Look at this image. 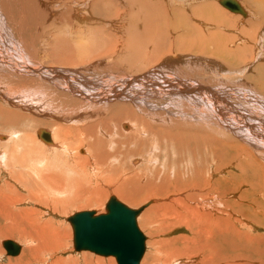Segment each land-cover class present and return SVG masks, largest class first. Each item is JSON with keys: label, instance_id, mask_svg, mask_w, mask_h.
Masks as SVG:
<instances>
[{"label": "bare ground", "instance_id": "obj_1", "mask_svg": "<svg viewBox=\"0 0 264 264\" xmlns=\"http://www.w3.org/2000/svg\"><path fill=\"white\" fill-rule=\"evenodd\" d=\"M117 1L118 0H64L62 2L63 8L60 9L62 11H60L59 16L56 19L53 18L54 20L53 22H56L59 20L65 21L73 26L72 16H74L73 20L75 22L79 21L77 20L75 13H77V11L79 12L82 6L85 8V9L82 8L83 10L86 11V10L91 9L90 11L92 12L93 10L97 16H98L97 8L99 7V10H101L100 12L104 15L107 14L109 16L107 18H110L116 12L110 13L109 9H113L114 11L118 12L119 5L123 2L122 4H125L126 7L129 6L130 7L129 9H133L135 11V9L142 4L143 0H123V1L119 0V2ZM29 2H31L33 5H36L35 3H37L36 6L38 5L44 6L46 9L48 7L46 4H43L40 1L38 2V0H28L27 3ZM236 2L240 5L241 8L243 7L242 4H240L237 0ZM188 3H189V0H186V4H184L183 6H180L181 3L179 2V0H164L163 2L154 3V4H155V11L158 10L156 14L159 13L164 16L169 15L175 18V26L174 27L169 26V28H172L173 30H177V29L179 30V28L181 27L180 24L183 21L186 23V27L189 26L190 21L186 22L185 20L186 18H188V14L186 13V11L184 12L182 10L183 8L186 7ZM252 3L253 4L258 3L257 5L258 7L264 6V0H252ZM121 6L123 7V5ZM147 7H145L144 10L147 11L148 10L146 9ZM174 7L175 8L180 7V9L178 8V10H176ZM39 8L41 9L42 7H39ZM124 9L125 7H123V10ZM224 9H226L230 13L240 15L241 18L243 17V19L248 18L247 12L244 10V8H242V10L245 13V15L232 12L227 8H224ZM82 11L80 12L85 13L84 11L83 12ZM63 12H66V14H63ZM121 12L123 13V17L126 16L125 12L123 11ZM190 13H191V16L199 17L202 20L205 18H208L207 20L217 23V24H221L222 22H225L220 16H218V13L214 15L213 14L209 15V11H207L206 8L205 9L196 8V10L191 9ZM260 17L261 16H259V18ZM95 18L96 17H94V19ZM236 18L242 21L240 17L237 16ZM22 20H23L22 17L18 18V21L21 22ZM3 23L4 22L1 18L0 20V57H3L2 55L10 54L11 52H17L18 55L21 54L20 52L27 49L23 45V41L19 39V44L16 43L18 41L16 42L13 41L14 39L12 40V38L14 37L12 36L11 38L10 36L11 34H9L8 30L4 27ZM162 24H165V22L163 21ZM57 26H58V23H57ZM158 26L160 27V25ZM80 27L82 28V26ZM86 27H83V29H85ZM146 27H148V25H146ZM149 27L152 29V31L153 29H160V28H157L156 25L149 26ZM195 27L196 26L193 25L192 29H195ZM76 28L77 30H75L74 32L79 34L80 35L79 37H81L80 33H82L83 31L79 29L78 27ZM199 29L200 28L196 29V31H198ZM19 30L18 29L17 31L14 30V32H20ZM69 30L71 32V29ZM86 31H88L87 33H85L86 37H90L89 32L91 34L94 33L92 32V30H86ZM154 31H155V34H151L150 36L151 38L156 37V39L154 40L157 41L155 47L153 48V57L158 52H160L161 49H163V47L165 46L164 43L162 44L159 41V36L162 35L163 37L165 30L159 31L158 34L156 33V30ZM57 33L59 35V32ZM194 33L191 32L190 29H188L186 35L191 36ZM166 35L164 37H166ZM70 37L72 38V36ZM76 37L78 36L76 35ZM131 37L133 39V43L136 44V37L133 36L132 34H131ZM217 38L218 37H213V40L211 41L213 43H216ZM261 38H264V36H262ZM192 39L190 40L192 41ZM182 41L185 42L184 44L185 51H190L192 50V47H193L194 49L200 48L201 51L205 52V47L202 45V43L195 42L194 39H193L194 43L192 44V47H188V46L186 47V43L188 44L189 41L188 42L184 40ZM198 41L200 40L198 39ZM219 42L220 40L218 41V43ZM54 49H52L51 51H53ZM68 49H69V52H68ZM68 49H67L68 53H66V55L68 56L71 55L70 56L71 58L69 59L68 56L67 58L63 57L68 60L66 62L63 60L65 62L63 63L64 65L72 66L73 64H75L74 60L81 62L83 60H88L90 57L93 58L94 56V55H91L93 54L91 53V51L93 50L89 51V46L84 45L82 44V42H79V41H77V44L75 45H72V44L68 45ZM155 49L157 51H155ZM171 49L170 51H172ZM177 49H181L180 46ZM183 50L184 49H182V51ZM226 50H227L226 48L224 49V47L221 48L220 46H218L217 55L219 54L223 55L224 51L226 52ZM173 51H174V48H173ZM262 55H264L263 52H262ZM258 56H261L260 50L258 52ZM148 58H150L149 54H148ZM53 59H54L52 60L54 61L52 63L53 65L56 62H57V65L62 63L61 62L62 60H59L61 59L59 55L53 56ZM203 59H206V58H203ZM70 60L72 61V63L70 62ZM153 60L149 59V62ZM259 61L260 60H258V62ZM6 62L9 64L10 69L15 70L20 73L27 74V75L30 73L33 77H36V80L32 77L29 79L28 82L30 84L35 85L36 83H38V81H40V83L41 81H44V82L46 81L45 83L46 84L49 83L50 85H52L54 87L53 90L55 91L57 90L59 94L64 95L65 94L64 92L67 91V93L68 92L70 93L72 99H75L74 97H77L79 100L81 99L82 101L87 102V106H86L87 109L85 111L80 110V113H78V116H76V114L70 113L71 114L70 117H64L66 119L73 118L76 120V118H79L80 121L82 119L89 120L90 118H94L98 112L102 110H106V107L105 105L103 106V104L108 105L107 109L111 107V112L109 111L111 115L107 114L108 111H106V114L108 115V116L106 115L107 116L106 118L101 115L104 119L100 116L99 120L95 121L96 123L86 125V127L84 128V131L79 130L81 128L79 129L77 128V130H72V128H65L60 125L58 126L55 124H50V127L52 128V138H51L50 133L48 132L50 135V139H51V143L49 144L44 142L37 136V133L39 130H37L36 132L37 138L33 137V134H26V132H24L21 135L17 134L18 136L16 135L14 139L10 138L9 140H7V142H4L5 144L0 143V151L4 149L1 152L3 157L0 156V165H2L3 170L8 174L9 179H11L13 182L16 183L15 188L16 187L19 188L24 185L20 183L19 181L18 175H21V173L13 170L15 167L13 166V163L16 162L15 160H17V163L19 164L20 167H23L22 165L24 164L23 163L24 159L22 157L24 155L21 156L20 158L19 156H17L18 155L17 153L19 152V150L24 149L26 151V152L24 151L26 155L37 157L35 158V161H36L35 163H37L36 165H38V167L34 165L35 167L32 170H33V173L35 174L31 176V178L35 180L36 179L39 180L40 184H42L44 187L45 186L47 187L48 190H45L46 194L45 193L44 194L46 198L48 199V201H50L53 204L54 208L52 209L58 208L60 204H63V208H62L63 211H66L67 209H69V207L73 208L75 211L76 207L72 205V202H74V200H76L78 196L81 197L80 193L79 192L76 193L71 199H67L64 196L62 197V195L68 193L67 192L68 189L66 190V187L63 186L62 184H59L57 186L55 185L56 180H58L57 179L58 177L56 175L62 176L66 174L65 173L66 171L67 172L70 171L72 173L74 172L78 173L76 174V177L78 178L80 177V174H79L80 172V173H83V177L87 181L89 179L94 178V174H95V177L98 176V174H96L97 168L102 169L104 168V166H106L111 169V168H114L113 166L115 167L120 166V165L126 166L129 164L130 161L133 162L132 161V159L134 158L133 156H136L134 154L135 151H134L132 142L139 141L142 143L141 155L143 154L145 160L142 162L141 167L137 169L135 173H130L132 177L129 179L127 178L128 179L127 181H133L132 184H128L129 188H131V186L133 188L136 187L135 183L138 180L141 181V179H143L145 181V179H147L145 181L146 182L145 188L147 189L146 191L155 192L157 190V192L159 191L160 193L162 191H166L170 187H173V189H175L174 192H176V190L180 191L178 192V194L176 193L177 196L179 197V195L181 196L184 195L185 200L182 202H179L176 198L177 202H179L181 206L179 210L176 211V213L171 218L175 216V219H176L175 221L186 225V227H188L186 229H189V231L191 230V235H192V238L181 237L180 239L174 241L178 245V247L175 246V249H174L175 253H174V250H171V248L170 250L165 251V252H160V250L157 248L160 252V253L157 252V254L163 257L159 259L158 261L160 264H171L172 262H174L175 264H180L181 258L179 256H187V255L190 256L188 252L192 250L195 253L194 256H197V258H200V260L194 261V263L196 264H257V263L264 264V237H261V236L254 237L252 235L249 236L248 234L240 231V229H244V230L245 229L252 230L254 228L257 229L259 226H263L262 228H264V215H256L257 212L256 213L253 212V208L254 206H256V204L258 208L257 210L260 212H263L262 209H259V207L262 204L261 203L259 204L258 203H251V204L248 203V205L242 204V211H241L242 219L233 220L232 215L229 213L226 214V211H228V209L230 208L232 209L233 206H238L240 208L239 204L228 203L227 205L225 201L221 202L220 200L217 199L216 196H213L212 194H209L208 196L206 195V191L211 192V193L221 194V195L224 194L225 192L222 190V185H223L222 182H220V180L214 181L209 171V168L213 166V164H215L212 158H214L216 154H217V158L218 156L221 157L223 155V151L218 150L217 148V146L222 144L220 141H218V139L224 142L228 141L229 143L233 144L232 145L233 148H238L240 150H243V146L248 147V151L253 152L259 158L256 162L255 161L253 162L254 168L251 167L250 165L247 167H242L241 165H237L236 167L238 168V171L240 172V176L243 182L246 184H249L250 190H253L251 196H254L256 192L260 190L261 188L264 189V181L263 183L260 181L261 179L262 180L264 179V98L261 97L262 95H264V68L263 67L259 69L258 71L259 73L258 75L256 74L255 78H251L254 80V82H256L255 84H258L257 87H254L253 85H251L250 83L246 81L248 79L246 78L248 74H242L241 73L242 71H238V69L236 70L230 69L232 71H226L225 69L226 67L223 68L221 65H219L220 63H218L217 61L214 62L208 59H206L205 61L203 60L194 61L192 55L189 53H179L176 58L174 59L166 58L163 62L160 60L157 64H155L156 67L150 68V69L148 68L147 70L141 73L139 72V74H142V75L137 74L138 76H134L131 78V77H128L129 75L126 76V75H123V73L119 75L120 74L119 73L118 75L117 74L110 75V76H113V79H110V80L84 78V77L79 76L80 74H78L77 72H72V71H67V70L61 71L58 68L59 66H57L56 64H55L56 67L55 65L54 66L48 65L49 67L47 66V68H45L39 62L35 63L32 60L25 62V63H21L19 61H15V60L13 61L12 59H8L6 60ZM230 62H233V61H230ZM19 64L23 65V69L20 67H17ZM99 64H100L99 66H103V64L101 63ZM252 65H253V68L257 66L258 65L257 60L254 59L251 65L249 64V66L244 67V68L246 69V71H252L253 69ZM131 67L133 69V66ZM60 68H63V66ZM88 69L91 70V68H88ZM163 69H170L173 73L177 74V77L180 80L174 81V76L172 75V72L168 70L165 73ZM191 74H196V76L206 75L207 80H205L206 79L205 77H204V80L207 84V87L204 84V82L201 84V82H198L197 80H194L193 78H191ZM227 76L228 78H225ZM22 78L23 80H26L28 76L24 75L22 76ZM101 81H106V82L103 83ZM98 83L106 84L108 85V87H102ZM109 87H110V90H109ZM129 88H132V90ZM226 88H229L230 91L228 90L229 92H225ZM20 89H29V87L28 88L23 87ZM256 91H258L261 94V96L257 95L259 93ZM167 94H169V96L172 97L175 101V102L173 101V105L175 107L174 112L172 111L162 112L161 111L162 114H160L159 112H157L156 107L154 106H157L156 104L162 101V99H164L165 95ZM67 97L69 98V96ZM233 100H237V101H233ZM168 104L169 106L172 105L171 103H167L166 105L168 106ZM166 105H162L161 108H157V109L159 111L164 110ZM136 107L139 109V111L141 112L139 113L142 115L138 114ZM167 114H169V116ZM125 122H128L131 125H127L128 123L126 124ZM188 122H190L191 124ZM8 125L9 124H7L6 126ZM130 126H132V129ZM122 129L124 131H128L129 129H131V131L126 133L122 131ZM74 131L76 132H75V135L72 137V132ZM118 134H119V138L115 137ZM228 135H230L231 137ZM34 138L38 139L45 146H48V147L43 146L42 143L37 142ZM52 139L55 140V142H57L59 146L55 144V142L53 143ZM121 139H123V141H121ZM73 144H75L77 147V148L75 147L74 151L70 150L72 149L70 148V146ZM161 146L165 147V152H168V150L172 151L171 156H173V158L175 159L174 168L169 167V169L171 170V171H168L169 174H166L167 171L166 173L165 171H163L164 174L161 173L162 168L158 170L157 156L155 157V154L151 152L152 150L159 149V147ZM49 147H55V148H49ZM84 148L86 150H84ZM215 150L217 152H215ZM190 151L192 153H190ZM147 152L150 153V156L145 157V154L147 155ZM47 153L49 154L48 156H47ZM169 157L170 156H168V158ZM165 160L167 161L166 158ZM182 160H184V162L180 164ZM111 162H113L112 164L113 166L110 165ZM134 163L136 162L134 161ZM164 168L166 167L163 166V169ZM217 168L218 169H216V172L222 170V167L220 165H218ZM40 169H42L43 172ZM110 173H112V171ZM112 176L113 175L111 174L110 178ZM103 178H107V177H103ZM29 180L31 179L26 180V182H28ZM110 180L112 183L113 178ZM123 181L124 180H122V182ZM106 182L110 183L109 180H106ZM225 184L227 186L228 185L235 186L234 184H228L226 181H225ZM36 185H37V182H36ZM128 185L126 186L128 187ZM27 186H26V189L28 190ZM34 186H35V183H34ZM117 187H115L112 194H116L119 196L118 197L119 199L123 198L125 201H127V199L125 198V195L121 194L123 192L124 185H121L120 188L118 187V189H116ZM15 188L9 184H6L4 188L0 187V195L3 198H6L7 200L6 202H10V203L15 202V201H12L11 197H7V195L5 194L6 192H8V194L11 196ZM183 189H185V192L181 191ZM232 191L235 192V190L233 189ZM27 193L30 195L31 192L29 193V190H28ZM225 193H227V191ZM152 195L155 196L156 194H152ZM90 198L91 197H88L87 199L88 202L86 201L89 204L88 207L93 206V203H92L93 199H90ZM241 198L242 200H246L244 196H242ZM208 199H212V200L207 201ZM150 201L151 200H149L148 202L149 204L144 208V211L148 208L150 204L153 203V201L151 202ZM242 202H245V201H242ZM223 206H226V207L224 208ZM47 207L45 209H47ZM149 208H151V206ZM78 211L84 212L85 210L79 209ZM101 213L104 214V209L102 210ZM143 213L144 212L142 211L139 214V216L141 214L143 215ZM139 216L137 218V225H138V219L140 218ZM145 216L149 221L156 220L151 210L148 211L145 214ZM138 228H139V225H138ZM14 234H17V230L15 228H12V227L0 228V237L4 235L7 238L13 239ZM37 234H38L37 235L38 238L36 239H38V241L41 243L38 242L39 247L37 248L35 247V249L33 250L34 256H36V254L41 249L47 248L46 245H49L52 241L56 243L55 245L58 248L62 246L63 244L62 242L64 241V240L62 241L64 236H62V233L59 232L58 227H55V226L49 229L43 228L40 231H37ZM64 234L66 233L64 232ZM2 242H1V246H2ZM145 242H146V239H145ZM165 242L167 243L168 241H165ZM174 242H171V244ZM166 243H165V247H166ZM25 248L26 250L29 249L28 251L32 252L30 250L31 247L29 248L26 246ZM22 249L23 248L20 246V252ZM24 249L22 250V252H24ZM26 250H25L24 255H22L21 253L23 257L20 255L21 258H18L16 262L19 260L27 261L28 259H30L28 258V254L26 253L27 252ZM145 251H146V245H145ZM75 252L78 253L77 251ZM79 252H84V251H79ZM85 252H89V251H85ZM5 254H6V251H5ZM19 254L16 256H9L6 254V256L7 257H17L19 256ZM31 254L32 253H29V256ZM143 256L144 254L142 255L140 264L142 262ZM85 259L87 258L85 257ZM105 259L106 260L104 261V264H117L115 263L116 262L115 258L112 256H109ZM67 261L68 260H64L61 257H59L54 262V264H65V262ZM71 261L74 264H76L75 260H71ZM83 262L84 264H95V262L93 261L87 262V260L86 261L84 260Z\"/></svg>", "mask_w": 264, "mask_h": 264}, {"label": "rangeland", "instance_id": "obj_2", "mask_svg": "<svg viewBox=\"0 0 264 264\" xmlns=\"http://www.w3.org/2000/svg\"><path fill=\"white\" fill-rule=\"evenodd\" d=\"M26 1L28 2V0H0V20L2 18L4 22L3 23L4 27L8 30L9 34H11L10 35L11 38L12 36L14 37L12 38V40L14 39L13 41L15 42L18 41L16 43L19 44V39H21L23 41V45L27 48L26 50H23L22 52H20L21 54L19 55L17 52H11L10 54L2 55L3 57H0V143L1 144H5L4 142H7V140H9L10 138L14 139V137L17 134L21 135L24 132H26V134H33V137L37 138L36 132L39 129H44L47 132H49L52 138V128L50 127V124H55L58 126L60 125L65 128H72V130H77V128L78 129L81 128L79 130L84 131V128L86 127V125L96 123L95 121L99 120V117L101 115L106 118L108 116L107 114H110L111 112V107L107 109L108 105L103 104V106L105 105L106 110H102L98 112L94 118H90L89 120L82 119L80 121L79 118H76V117H75L76 120L73 118L71 119L64 118V117H70L71 114H76V116H78V113H80V110L85 111L87 109L86 108L87 102L82 101L81 99L79 100L77 97H74L75 99H72L70 93L69 92L67 93V91L64 92L66 95L59 94L57 90L56 91L53 90L54 87L52 85H50L49 83L46 84L45 83L46 81L45 82L41 81V83L40 81H38V83H36L35 85L30 84L28 82L29 79L32 77L36 80V77H33L29 72H28L29 74L27 75V74L20 73V72L10 69L9 64L6 62V60L8 59H12L13 61L14 60L19 61L21 63H25V62L32 60L35 63L39 62L42 66L47 68L48 65L49 66L50 65L54 66L55 64L57 65V62L54 63L53 65L52 63L54 61L52 60H54L53 56L59 55L61 58L59 60H62L61 61L62 63L58 64L57 66H59L58 68L61 71L67 70V71L77 72L78 74H80L79 76L88 78V79L110 80V79H113V76H110V75H113V74L118 75L119 73H120L119 75H121L122 73L123 75H126V76L129 75L128 77H131V78L134 76H138L137 74H139V72L141 73L147 70L148 68L150 69V68L156 67L155 64H157L160 60L163 62L166 58H170V59L176 58L179 53H189L192 55L194 61H199V60L205 61L206 59L214 61V62L217 61L218 63H220L219 65H221L223 68L226 67L225 68L226 71H232L230 69H235V70L238 69V71H242L241 72L242 74H248L246 78L250 80L247 79L246 81L250 83L251 85H253L254 87H257L258 84H255L256 82H254V80L251 78H255L256 74L258 75L259 73L258 72L259 69L262 67L264 68V55H262V52L264 53V50H263L264 49V38H261L262 36H264V6L258 7L257 6L258 3L253 4L252 0H237L240 4H242L243 6L242 8H244V10L247 12V15H248L247 19H243V17L241 18L240 15L230 13L229 11H227L226 9H224L218 4V0H189V3L186 5V7L182 9L184 12L186 11V13L188 14V18H186L185 20L186 22L190 21L189 26L186 27V23L183 21L180 24L181 27L179 28V30L178 29L173 30L172 28H169V26L170 27L175 26L174 17L169 16V15L164 16L159 13L156 14L158 10L155 11L154 3L163 2L164 0H143L144 3L142 1V4L139 7H137L135 11L133 9H129L130 8L129 6L126 7L125 4H122L123 3L122 2L121 4L119 3L120 5L118 4L120 12L119 10L117 12V11H114L113 9H109L110 13L116 12L110 18H107L109 17L107 14L106 15L102 14L100 12L101 10H99V7L97 8V12H98V16H97L93 10L92 12L90 11L91 9L86 10V11L83 10L82 8L84 7L82 6L79 12L77 11V13H75L77 20L79 21L75 22L73 20L74 16H72L73 26L65 21L59 20V21L53 22L54 21L53 18L56 19L59 16L60 11H62L60 9L63 8L62 2L64 0H52V1L38 0V2L40 1L43 4H46L49 7V8L47 7V9L44 6H39V5L36 6L37 3H35L36 5H33L31 2L27 3ZM117 2H119V0ZM179 2L181 3L180 6H183L184 4H186V0H179ZM121 5L125 7L124 10ZM147 6L148 7L151 6V7L148 8ZM39 7H42V8L40 9ZM145 7H147L146 9H148L147 11L144 10ZM178 8L180 9V7ZM178 8L176 7L175 9L178 10ZM196 8L197 9L206 8V10L209 11V15L210 14L214 15L218 13V16H220L225 22H222L221 24H217V23L207 20L208 18H205L202 20L199 17L191 16L190 10L191 9L196 10ZM81 9L85 13H81L80 12L82 11ZM121 11L125 12L126 16L123 17V13ZM63 14H66V12H63ZM90 14L96 17L95 18L96 20ZM237 16L240 17L242 21L236 18ZM259 16L261 17L259 18ZM19 17H22L23 19L21 21L22 24L20 21H18ZM163 21L165 22V24H162ZM57 23H58V26H57ZM146 25H148V27L156 25L157 28H160V29H153V31L156 30L157 34L159 33V31L165 30L163 37L162 35L159 36V41L162 44L164 43L165 46L163 47V49H161L162 53L160 51L156 55H154V57H153V48L155 47L157 41L154 40L156 39V37L151 38L150 36L151 34H155V31L153 32L150 27H149L150 29L149 31ZM158 25H160V27ZM193 25L196 26L197 28L195 27V29H192ZM11 26L14 28L15 31H17V29L18 30L20 29L19 30L20 32H14ZM80 26H82V28ZM76 27L78 28L80 27L79 29L83 31L82 33L84 34L80 33L81 37H79L80 36L79 34L74 32L75 30H77ZM83 27H86V28L83 29ZM198 28L200 29L196 31V29ZM69 29H71V32ZM188 29H190V31L193 33L195 31V33L192 34L194 36L186 35ZM86 30H92V32L94 33L91 34L89 32L90 37H86L85 33L88 32ZM55 31L59 32V35ZM214 33L216 36L214 35ZM131 34L136 37V44L133 43ZM76 35L78 37H76ZM165 35L166 37H164ZM70 36H72V38ZM192 37L195 42L202 43V45L205 47V52L201 51L200 48L194 49L192 47V44L194 43ZM213 37H218L216 39V43H213L211 41L213 40ZM190 39H192V41ZM198 39L201 42L198 41ZM174 40L175 41L177 40V41L175 42ZM182 40L186 42L189 41L190 44L186 43V47L187 46L192 47V50L185 51V45H184L185 42H183ZM219 40L220 42L218 43ZM77 41L82 42V44L89 46V51L93 50L91 51V53H93L91 55H94L93 58L90 57L91 59L89 58L88 60H83L81 62L74 60L75 64H73L72 66L64 65L63 63L68 61L67 59H65L68 56L66 55V53L69 52L68 45H71V44L75 45L77 44ZM179 46L181 49H177ZM218 46H220L221 48L224 47V49L226 48L227 53L224 51V54L222 53L223 55L221 54H219L220 56L217 55ZM66 48L68 49V52ZM173 48H174V51H173ZM52 49L54 50L51 51ZM170 49L172 51H170ZM182 49L184 50L182 51ZM259 50H260L261 56H258ZM155 51L157 50L155 49ZM148 54L150 58H148ZM70 56H68L69 59L71 58ZM203 58H206V59H203ZM149 59H152V60L154 59V60L149 62ZM254 59L257 60L258 65L255 66L254 68L252 65V68H253L252 71H246L244 67L249 66V64L251 65ZM258 60L260 61L258 62ZM230 61H233V62H230ZM70 62L72 63L71 60ZM99 63L103 64V66H99L100 65ZM62 66L63 68H60ZM131 66H133V69ZM17 67H20L23 69V65L19 64ZM88 68H91V70ZM168 70L170 69H163L165 73ZM24 75L28 76L26 80H23L22 78V76ZM139 75H142V74H139ZM172 75L174 76V81L180 80L177 77L176 73L172 72ZM204 77L206 78L207 76L206 75L196 76V74H191V78H193L194 80H197L198 82H201V84L204 82V84L207 87V84L205 82L207 78L204 80ZM225 78H228V76ZM101 82L105 83L106 81H101ZM98 84L102 87H108V85L106 84H102V83H98ZM22 86L25 88L29 87V89H20V88H23ZM129 89L132 90V88H129ZM109 90H110V87H109ZM228 90L230 91L229 88H226L225 92H229ZM257 95L261 96L260 93ZM67 96H69V98ZM261 97L264 98V95H262ZM173 101L174 99L170 97L169 94H167L165 95V98L162 99V101L156 104L159 107L157 106H154V107H156L157 112H159L160 114H162L161 111L162 112H165V111L174 112L175 107L173 105ZM233 101H237V100H233ZM167 103H171L172 105L169 106L168 104L167 106L166 105ZM162 105H166L165 109L159 111L157 108H161ZM106 111H108L107 114H106ZM137 111H138V114L141 113L138 108H137ZM167 115L169 116V114ZM125 123L127 124L128 122H125ZM7 124H9L8 125L9 127L6 126ZM127 125H131V124L128 123ZM130 127L132 129V126ZM131 129H129L128 131H124L122 129V131L127 133V132H130ZM75 132L76 131L72 132V137L75 135ZM115 137L119 138V134L116 135ZM35 140L39 143H42L38 139H35ZM121 141H123V139H121ZM218 141H220L222 144L217 146V148L218 150L223 151V155L221 157L218 156L217 158V154H216L215 157L212 158L215 164H213V166L209 168V171L214 181L220 180V182H222L223 184L222 190L225 192L227 191V193L224 192L222 196L221 194H216V193H211V192L206 191V195L208 196L209 194H212L213 196H216L217 199L220 200L221 202L225 201L227 205L228 203L239 204L240 208L238 206H233L232 209L230 208L228 209V211H226V214L229 213L232 215L233 220L242 219V215H241L242 204L248 205V203L249 204L261 203L262 205L259 207V209H262L263 212H260L257 210L258 209L257 204L256 206H254L253 212L254 213L257 212L256 215H264V189L261 188L260 190L256 192L254 196H251L253 190H250L249 184H246L243 182L240 176V172L238 171V168L236 167L237 165H241L242 167H247L250 165L251 167H253V162L254 161L256 162L259 158L253 152H249L248 147L243 146V150H240L238 148H233L232 147L233 144L229 143L228 141L224 142L220 139H218ZM52 142L54 143L55 140L52 139ZM55 144L59 146L57 142H55ZM132 144H133V148L135 151L134 154L136 155V156H133L132 154V156L134 157L132 159L133 162L130 161L129 164L126 166L120 165L116 167L113 166L112 165L113 162H111L110 165H112L114 168L110 169L109 167H106V166H104L105 169L97 168L96 174H98V176L96 177L100 180H98L94 174V178L86 181V179H84L83 177V173H80V172L79 174L81 178L76 177V174L78 173H75V172L72 173L70 171L69 172L66 171L65 172L66 174L62 176L56 175L58 177L57 178L58 180H56L58 184L55 182V185L57 186L59 184H62L63 186L66 187V190L68 189L67 190L68 193L62 195V197L64 196L67 199H71L76 193L78 192L80 193L81 197L78 196V198L74 200V202H72V205L76 207L75 211L71 207H69V209H67L66 211H63L62 209L63 204H60L58 208L52 209L54 208L53 204L50 201H48V199L45 196L46 194L45 190H48L47 187L46 186L44 187L42 184H40L39 180L37 179L35 180L31 178V176L35 174L33 173L32 169H34L35 167L34 165L37 164L35 163L36 162L35 158L37 157L26 155L25 153L26 151L24 149L19 150V152L17 153L18 154L17 156H19L20 158L21 156L24 155L22 157L24 159V162H23L24 164L22 165L23 167L19 166V164L17 163V160H15L16 162L13 163V166L16 167V168L14 167L13 170L21 173V175H18V177H19L20 183L24 184L22 186L23 188L22 187L15 188L16 183L13 182L11 179H9L8 174L3 170L2 165H0V187L4 188L6 184H9L15 188L11 196L8 194V192L5 193L7 197H11L12 201H15L13 203L6 202L7 201L6 198H3L0 195V228L12 227L17 230V234L13 235V239L7 238L4 235L1 236L2 238L0 237V264H54V262L59 257H61L64 260H68L67 262H65V264H74L71 260H75L76 264H84L83 262L84 260L85 261L87 260V262L93 261L95 262V264L99 261L98 263L101 262L104 264V261L106 260L105 258L107 257L97 256V255H94L93 253L85 252V251L78 252V253L75 252L73 248L72 228L67 222V218H69L76 212H79L78 211L79 209L85 210V211H94L95 214L97 215L102 214L101 212L104 209V213H105V204L108 201V199L112 195L115 196L117 200L119 199L118 195L112 194V193L115 187L118 186L120 188L121 185H124V189H125V190L123 189V192L121 194L125 195V198L127 199V201H125L123 198L119 199V201H121V203L125 204L126 206L132 209H137L140 206L145 205V203H148L149 200L153 201V203L148 206V208L150 206L151 208L149 209L147 208L145 210L146 212L143 210L144 212L143 215L141 214L139 216L140 218L138 219L139 229L145 236L146 242H147V243L145 242L146 251L144 253L141 264H160L158 261L159 259L163 257L157 254V252L158 253L165 252V251L170 250V248L171 250H174L175 246L178 247V245L174 241L180 239L181 237L192 238L191 230L189 231V229H186L188 228L186 227V225L180 222H176L175 216L171 218L176 213V211L179 210L181 206L179 202H182L185 200L184 195L183 196L179 195V197L177 196L178 192L180 191L176 190V192H174L175 189H173V187H170L166 191H162L160 193L159 191L157 192V190L155 192L152 191L153 193L151 191H146L147 189L145 188L146 187L145 181L147 179H145V181L143 179H141V181L138 180L135 183L136 187L133 188L131 186V188H129L128 184H132L133 182V181H127L129 178L132 177L130 173H135L137 169L141 167L142 162L145 160L143 154L141 155L142 143L139 141H133ZM42 145L45 146L43 143ZM45 147H48V146H45ZM75 147H76L75 144L71 145L70 148L72 149L70 150L74 151ZM49 148H55V147H49ZM3 150L4 149L0 151V156H2L1 152ZM84 150L86 149L84 148ZM151 152L155 154V157L157 156L158 170L162 168L161 173H163V171H165L166 173L167 171L166 174H169L168 171H171L169 167L174 168V163H175L174 162L175 159L173 158V156H171L172 151L168 150V152H165V147L161 146L159 147V149L152 150ZM215 152L217 151L215 150ZM190 153L192 152L190 151ZM48 155L49 154L47 153V156ZM146 156H150V153L147 152V155L145 154V157ZM168 156L170 157L168 158ZM165 158L167 159V161L165 160ZM134 161L136 163L138 162L139 164L137 163L136 165ZM183 162L184 160H182L180 164ZM216 162L218 165L222 167V170L218 172H216V169H218L217 168L218 165L216 164ZM163 166L166 167L164 168L165 170L163 169ZM36 167H38V165H36ZM40 170L43 172L42 169ZM110 170L112 171V173H110L111 172ZM111 174L113 176L110 178ZM124 176L126 177V179ZM103 177H107V178L109 177V178L107 179ZM112 178L113 180L111 183L110 179ZM28 179H31L29 180L30 182L29 181L26 182V180ZM106 180H109L110 183L106 182ZM122 180L124 181L122 182ZM225 181L228 184H234L235 186L233 185L227 186L225 184ZM260 181L263 183L264 179L263 180L261 179ZM36 182H37V185H36ZM34 183H35V186H34ZM126 185H128V187ZM26 186L28 187L29 193L31 192L30 195L27 193L28 190L26 189ZM118 187L116 189H118ZM232 189L235 190V192L232 191ZM181 191L185 192V189ZM152 194H156V195L153 196ZM87 196L91 197L90 199H93L92 207H88L89 204L87 203L88 202ZM242 196H244L246 200H242L241 198ZM176 198L179 202H177ZM211 200L212 199H208L207 201H211ZM242 201H245L246 203ZM46 207L47 209H45ZM223 207L225 208L226 206H223ZM150 210L153 212L154 217L156 219L154 221H149L145 216V214ZM54 226L58 227L59 232L62 233V236H64L62 239V241L64 240L62 242L63 243L62 246L58 248L55 245L56 243L52 241L49 245H46L47 248L41 249L36 254V256H34L33 250L35 249V247L36 248L39 247V243H41L38 241V239H36L38 238L37 231H40L43 228L49 229ZM262 227L263 226H259L257 229L254 228L255 230L252 229L253 231L247 230V229L245 230L240 229V231L248 234L249 236L252 235L254 237L256 236L264 237V228ZM64 232L66 234H64ZM4 240H11L17 243L18 245H20L23 249L26 246L29 248L31 247L30 250L32 252L28 251L29 249L26 250L25 248L24 252H22L23 249L21 250L19 256L7 257L5 254V251L3 250L1 246V242ZM165 241H168L167 243H169L170 246ZM171 242H174V243L171 244ZM165 243H166V247H165ZM157 248L160 250V252ZM25 250L27 251L26 253L28 254V258L30 259H28L27 261L19 260L16 262L18 258H21L20 257L21 253L22 255L25 254ZM190 252H188V254H190V256L192 255L191 257L189 255H187L189 257L179 256L182 260V261L180 260V264H196L194 263V261L200 260V258H197V256H194L195 253L193 252V250ZM29 253H32V254L29 256ZM174 253H175V250H174ZM85 257L87 259H85ZM172 263L175 264L174 262ZM257 264H260V263H257Z\"/></svg>", "mask_w": 264, "mask_h": 264}, {"label": "water", "instance_id": "obj_3", "mask_svg": "<svg viewBox=\"0 0 264 264\" xmlns=\"http://www.w3.org/2000/svg\"><path fill=\"white\" fill-rule=\"evenodd\" d=\"M219 4L232 12L245 15L236 0H218ZM37 136L51 143L50 135L39 129ZM149 203L132 209L111 196L105 204V213L94 211L77 212L67 218L72 227L75 251L115 258L117 264H140L145 251V236L139 230L137 217ZM9 256H16L20 246L11 240L2 242Z\"/></svg>", "mask_w": 264, "mask_h": 264}]
</instances>
